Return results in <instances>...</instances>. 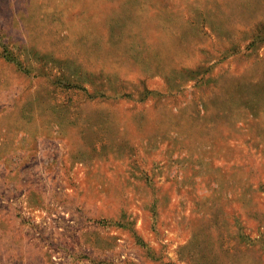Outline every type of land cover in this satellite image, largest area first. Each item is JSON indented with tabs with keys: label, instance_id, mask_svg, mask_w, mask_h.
Returning a JSON list of instances; mask_svg holds the SVG:
<instances>
[{
	"label": "rangeland",
	"instance_id": "rangeland-1",
	"mask_svg": "<svg viewBox=\"0 0 264 264\" xmlns=\"http://www.w3.org/2000/svg\"><path fill=\"white\" fill-rule=\"evenodd\" d=\"M0 264H264V0H0Z\"/></svg>",
	"mask_w": 264,
	"mask_h": 264
}]
</instances>
